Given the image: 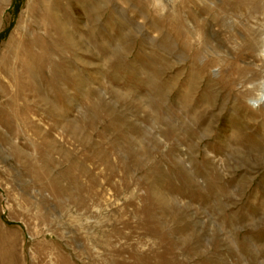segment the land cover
<instances>
[{"label": "rangeland", "instance_id": "374dc122", "mask_svg": "<svg viewBox=\"0 0 264 264\" xmlns=\"http://www.w3.org/2000/svg\"><path fill=\"white\" fill-rule=\"evenodd\" d=\"M263 32L264 0H0V264H264Z\"/></svg>", "mask_w": 264, "mask_h": 264}, {"label": "bare ground", "instance_id": "6f19581e", "mask_svg": "<svg viewBox=\"0 0 264 264\" xmlns=\"http://www.w3.org/2000/svg\"><path fill=\"white\" fill-rule=\"evenodd\" d=\"M44 4L45 5L43 6V8L39 9L40 12H43L44 14V17L42 18V22L38 24L40 26V29L42 30V34L35 35L31 39H26L22 36L21 38L18 39L17 43L14 44L13 46L14 52L12 53L14 57V64L12 65L13 69L11 70L12 71L11 74L13 75V77L19 76L21 72L34 74V71H37V72L44 73L45 69L51 66V60L47 55V50L50 47V45H48L49 38H50V32L53 31L54 27H56L55 22H58L60 19L58 18L57 14L50 9L49 2L44 3ZM30 25H31V22L27 23L24 26V29L25 27H29ZM262 41H263V38H262ZM15 67H19L20 72L19 70H16ZM262 94H263V90H261L258 93L255 99L256 102L261 103V105L264 104V102H260V98Z\"/></svg>", "mask_w": 264, "mask_h": 264}]
</instances>
